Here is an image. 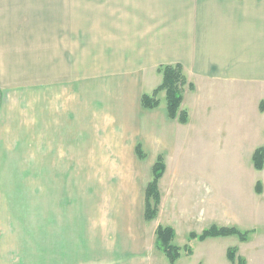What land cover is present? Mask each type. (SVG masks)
Returning <instances> with one entry per match:
<instances>
[{"label":"rangeland","instance_id":"374dc122","mask_svg":"<svg viewBox=\"0 0 264 264\" xmlns=\"http://www.w3.org/2000/svg\"><path fill=\"white\" fill-rule=\"evenodd\" d=\"M16 3L21 4L0 7V51L6 50L9 68L0 91V109L6 117L2 126L7 129V139H16L11 147L20 160L16 167L0 168V252L11 255L3 256L4 264H46L52 199L60 201L64 193L66 198L69 194L73 211L78 191L83 198L75 215L85 218L89 235L97 229L104 235L101 244H111L113 249L118 246L114 230H119L120 248L125 247V235L133 233L135 226L144 225L151 234L159 225L174 232L172 245L180 254L176 264H237L238 259L244 264H264V166L257 171L251 160L253 151L264 148V113L258 112L262 93L256 88H199L191 127H183L173 157L165 160L161 189L170 194L168 214L146 222L138 198L141 183L148 173L150 177L151 162L139 164L128 152L104 150L99 142L105 134L98 130L92 136L91 127L86 159L81 156L79 160L78 154L75 159L71 152L48 151L61 146L51 145L45 133L47 90L46 84H41V69L46 63V2H33L37 6H23L29 3L23 0ZM36 41L38 53H34ZM36 58L38 84H34L36 77L33 79ZM184 91L190 90L185 87ZM193 97L186 96L185 108L193 105ZM161 102L165 103L163 98ZM262 104L264 107V100ZM11 133L16 135L11 137ZM124 140L123 146L128 142ZM213 225L233 227L246 234V240L237 236L204 241L190 238V234L199 236ZM152 248L153 256L147 254L149 264H169L155 241ZM229 251L233 252L232 262L227 258ZM118 257L119 264L133 259L131 253L114 252L112 260ZM90 260L87 252V264ZM133 260L142 261L140 255Z\"/></svg>","mask_w":264,"mask_h":264},{"label":"crops","instance_id":"0c3cea01","mask_svg":"<svg viewBox=\"0 0 264 264\" xmlns=\"http://www.w3.org/2000/svg\"><path fill=\"white\" fill-rule=\"evenodd\" d=\"M17 1L20 0H6L3 4L0 0V7L20 6ZM23 1L29 2L22 3L23 6H37L33 2L42 0ZM45 2L46 63L41 69V84H46L47 90L48 123L45 133L51 145L61 146L48 151L71 152L75 159L80 160L81 156V160L86 159L87 132L91 127L92 136H95V131L98 134V130L105 134L104 140L99 142L105 146L104 150L128 152L139 164L151 162L148 163L151 172L158 157H162L166 172L165 160L173 157L183 127L192 124L191 111L198 104L199 88H256L264 97V0ZM33 47L34 53H38V41ZM6 57V50L1 49L2 92L3 79H6L9 69ZM168 65H180L188 83L194 87L193 91L183 92L181 109L188 113L186 125L167 117L165 103L161 102L163 93L159 95L158 108L146 110L140 105L141 96L152 93L161 83L162 77L157 69ZM38 70L36 58L34 84L40 82ZM89 88L93 91L87 90ZM188 94L194 96V103L185 108ZM263 100L258 104L261 114L264 111H259V105ZM1 111L2 108L0 168L16 167L20 160L18 152L14 153L11 147L17 142L13 139L16 134L11 133L9 136L13 138H6L7 129L2 126L6 117ZM124 139H128L125 146ZM137 145L145 155L143 160L136 156ZM63 161L66 164V160ZM151 172L139 189L138 206L143 220L145 190L151 181ZM162 178L159 181V218L168 214L167 199L170 195L161 189ZM66 195L64 193L60 201L52 199L50 223L46 228V264H87V252L91 264L121 263L119 257L112 260L114 252L131 253L133 259L141 256L142 261L139 262L133 259L125 261L129 264L150 263L147 254H154V233L159 225L151 234L146 232V228L144 230V225L132 226L135 234L131 231L126 233L127 243L120 248L119 230H114L118 246L113 249L115 246L111 244H101L104 235L98 234L97 229L89 235L85 218L75 215L76 206L81 208L82 192L78 191L74 198L73 211L70 196L68 194L66 198ZM141 246L144 248L139 252ZM96 253L100 255L95 256ZM3 256L11 255L0 252V264L6 260Z\"/></svg>","mask_w":264,"mask_h":264},{"label":"trees","instance_id":"16d2710c","mask_svg":"<svg viewBox=\"0 0 264 264\" xmlns=\"http://www.w3.org/2000/svg\"><path fill=\"white\" fill-rule=\"evenodd\" d=\"M158 74L161 75L162 80L160 85L150 94H143L140 98V105L143 109L153 110L158 108L160 104L159 95L164 93V101L167 117L170 120L176 121L181 125L188 123V113L181 109L183 100L184 88L187 87L190 91L194 90L191 83H188L183 69L180 65L162 66L157 69ZM264 110L262 102L259 105V111ZM136 156L139 160H143L145 155L139 145L135 148ZM253 168L257 171L262 170L264 166V148L256 149L251 157ZM165 171V165L162 157H158L152 167V179L148 183L145 190L144 198V220L146 222L153 221L158 212L161 195L158 189V183ZM259 187V184H257ZM237 236L241 241L246 240V234H241L235 228L217 227L215 225L203 231L199 236L190 234L191 239L204 241L208 238H227ZM174 232L169 227L158 226L155 231V246L164 255L169 264H176L179 259V249L172 245ZM227 258L233 261V252L229 251ZM237 264H244L242 259H238Z\"/></svg>","mask_w":264,"mask_h":264}]
</instances>
